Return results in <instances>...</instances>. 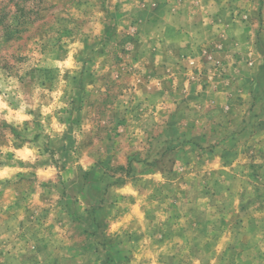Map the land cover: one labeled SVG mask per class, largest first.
<instances>
[{"label":"rangeland","instance_id":"rangeland-1","mask_svg":"<svg viewBox=\"0 0 264 264\" xmlns=\"http://www.w3.org/2000/svg\"><path fill=\"white\" fill-rule=\"evenodd\" d=\"M138 1L0 0V264H264V0L197 72Z\"/></svg>","mask_w":264,"mask_h":264},{"label":"crops","instance_id":"crops-1","mask_svg":"<svg viewBox=\"0 0 264 264\" xmlns=\"http://www.w3.org/2000/svg\"><path fill=\"white\" fill-rule=\"evenodd\" d=\"M192 2L193 3L174 4L171 0H159L153 5H148L147 0H139L138 4H132L128 7H132L133 11L138 12L140 14L143 13L144 15L142 16L144 17L151 13L149 17L151 19H154L156 22L165 23L166 19L168 21H178L180 25L178 26L175 32L177 35L172 40H170L171 43L179 44L183 47V49L181 50L183 51V54L179 53L176 56L177 61L182 63H184L183 61H185V63H188L189 61L188 65H194L191 68V72H197V65L204 67V63L215 64L218 61H223L230 58L231 54L228 55L229 49L226 45H223L222 42H220L219 40L217 41V43L214 42L211 46L212 48H214L212 50L211 48H209V44H205L206 42L204 43V40L206 39L207 32L211 33L212 35L213 33H217L218 37L221 36L222 31L220 30L228 27V24L223 23L224 20L221 19V21L220 18H223L224 16L225 19L228 18L227 13H231V11L228 8H225V5L221 2V0H192ZM212 6L214 7L213 9L217 7L216 12L219 13L220 17H214L211 19H208V17H205L203 19L200 16L198 17L199 14L209 11ZM234 20L238 24L237 19ZM233 25H235L234 22ZM260 27L263 28L260 32V36L262 40H264V22L263 24H258V31ZM200 70L201 69H199V71ZM212 71L213 70H210L208 72L206 71L205 73H202V71H200L199 75H201L200 78H202L203 81L201 84H197L200 85L201 88H203V91H207L208 88L211 90L215 87L218 90V94L226 93V95L229 96V87L224 90L218 84L217 86H215L213 84V80V82L211 83L213 86L205 85V82L209 81L210 77L213 79V75L211 74ZM254 75L255 73L253 71L252 73H250L247 79L250 78L251 81H259L255 77L252 78ZM192 85L193 84H191L190 86ZM234 92L238 94V90L237 92ZM234 96L235 95H232L231 97H229V99H232ZM229 99L227 98V101ZM208 103L210 105L211 103H213V106H215L214 104L217 102L210 101ZM224 106H228V103L226 102ZM135 211L136 203H133L131 205L129 219L133 217V213H135Z\"/></svg>","mask_w":264,"mask_h":264}]
</instances>
